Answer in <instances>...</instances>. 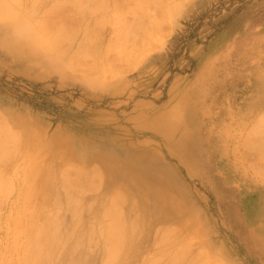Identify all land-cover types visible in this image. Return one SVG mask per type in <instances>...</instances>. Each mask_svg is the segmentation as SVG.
<instances>
[{"label": "rangeland", "instance_id": "1", "mask_svg": "<svg viewBox=\"0 0 264 264\" xmlns=\"http://www.w3.org/2000/svg\"><path fill=\"white\" fill-rule=\"evenodd\" d=\"M40 1L42 0L35 1L32 12L28 14L29 18H26L27 14H22L20 20L0 19V116L6 119L13 130L16 129L15 132L20 130L16 134L18 136L22 134L19 137L21 146L25 142L29 143L26 139L27 131L36 134L35 141L37 136L39 137L38 146L32 139L38 151L30 145L33 151L28 153L29 158L33 156L31 160L36 159L34 157L38 155L36 161H31L32 166H30V160H27L29 158L25 159L29 164L24 160L28 157L27 153H22L23 158H21L20 151L15 163L17 164L20 158L22 162L19 161L21 163L17 164L18 167L12 162L17 168L11 165V168L6 169L7 176L10 174L9 178L12 182L14 180L16 186H13L8 179L12 185L9 187L10 184L6 180L8 187L13 188V191L9 189L12 193L9 194L10 197L6 196L8 199L5 200L4 205L0 202L3 207L6 206L3 208L0 205L2 229L0 230V252H2L0 258L4 260L6 249L10 248V235L7 232L11 230H9L10 225L3 221L9 216V203L13 205L15 200L18 201L16 193L19 188L21 190L27 177H24L27 170L26 166V170L23 167L25 162L28 170L30 168L26 174H29L34 164L39 166L42 164L39 168L42 169L40 173L33 176L34 190L38 187L37 192L35 191L37 200L41 198V195L40 197L37 195L38 190L40 192L43 187L41 180L42 175L45 174L42 173H47L52 166L65 170V174L70 173L66 176L67 178L70 176L69 181L72 184L80 179L77 183H81L80 187L83 190H92V197L95 199L101 200L107 193L116 191L126 196L128 218L139 222V232L136 231L137 235L134 233L130 237V234L128 235L124 245L126 247L123 246L124 249L121 252L125 254V257L121 259L122 262L119 261V257H122L120 254L117 262L115 261L117 264H140L146 252L145 248L154 239V237L152 239L154 232L157 231V234L166 230L180 241L193 242L188 248L189 251L192 250L190 255L197 253L196 256H201L203 264L207 259H209L207 264H213V262L214 264H264V157L262 156L264 144L260 143L264 137L261 134V138L259 133L256 137L247 133L248 126L258 120L256 117L258 118L260 113L262 115L264 113V0H157L165 2L163 6L159 4L162 7L155 0L153 4L156 6L152 3H148L149 5L144 3L148 6L143 5L146 10L151 7L150 11H144L145 16L138 10L139 15H143V17H137L138 20L137 15H132L136 9L133 6L136 4L131 3L133 1L137 3L135 0L132 2L131 0H107L110 4L112 2L116 4L115 12L112 11L113 16L110 10H114L113 3L112 6L109 4L110 9L107 6L110 13L107 12V8L104 10L107 12H105L106 15L113 17V21H116L117 16L122 15L124 18H121L126 25L129 18L131 22L140 20L139 25L137 22V24L130 23L134 27L130 28L131 32L128 30L130 25L125 26L128 27L126 30L124 27L121 28L125 25L123 21L121 22L123 25L119 23V20L114 23L109 15H102L103 11L99 12L97 8L95 9L97 13L99 12L98 14L93 10L88 11L94 8L92 4L97 5L95 2L97 0L90 2L93 8H90L88 2L91 0H81L79 5L71 4L67 2L68 0L66 2L61 0L62 2H59L63 5L62 7L59 2H55L56 0H51L52 4L50 0H43V3ZM21 2L25 6L31 4V2L26 3L29 0ZM37 2L42 4L39 3V9L46 7L43 6L45 2L49 5V2V6L54 11L50 9L52 13L49 15L50 11H46L49 7L47 6L42 10L47 12L46 15L43 13L42 17L41 9L40 13L33 9L37 7ZM86 2L89 5L85 4ZM68 3L73 6L70 7ZM82 4L84 10L79 8L77 13H72L76 12ZM85 5L87 9H90L86 11ZM138 5L137 3L136 6ZM74 6L76 7L73 8ZM131 6L134 8L133 13H131ZM117 7L123 8L124 14L122 9L118 12ZM65 8L70 9V12ZM156 9L159 10L157 11L161 18L158 17ZM33 10L36 12L34 13L37 15L36 18L32 15ZM80 10L85 11V15ZM153 11L157 14L154 15ZM149 12L151 14L147 15ZM94 13L95 16H93ZM31 15L35 21L47 18L44 19V23L49 28L53 25L51 29L56 28L55 25L60 19L61 23L58 22L57 26L60 27L59 24H61L60 28L64 27L65 32L69 31V37H64L60 42L52 45L46 44L43 40L40 42L41 38L35 33L34 28L33 33L29 30L34 21ZM58 16L59 19H57ZM154 16H157L158 20ZM78 17L80 20L83 19L82 22L78 20V23L74 19ZM144 17L147 19L145 20ZM142 19L144 20L141 21ZM49 20L50 22L56 20V24L54 25L53 22L49 26ZM62 21H65L66 26ZM109 21L113 23L111 28ZM167 21L169 24L165 26ZM72 22L75 26L78 23L81 30L75 26L71 27ZM144 24L148 29L144 28V31H142L143 28L139 30L140 27L136 29V25L138 27ZM112 26L120 33H123L122 30L124 33L128 30L134 36L130 33L124 35L114 31L120 36L115 35L112 38L114 35L112 32L115 30ZM88 27L91 29L90 33H88ZM152 28L154 34L151 33ZM8 30H14L12 36L20 46L7 44L9 40H5L4 36ZM165 31H167L166 35L163 34ZM144 33H150L152 36L149 34L147 36L152 39L147 40ZM154 35H156L155 41ZM29 36L34 37L33 42L28 41ZM119 37L124 38L125 42ZM143 37L146 38L143 39ZM136 38L137 41H135ZM91 39L95 40L94 45L90 43ZM87 40L89 43H86ZM129 44H131L130 47H127ZM153 44L157 48H153ZM82 45L88 48L83 49V47L82 50L85 52L82 51L83 53L79 54ZM103 45L107 49H103ZM56 46L68 51L63 52L62 55L63 49L59 50L61 59L60 53L57 54L58 58L56 56L58 49ZM124 46L128 49L126 50ZM54 47L57 49L54 50ZM89 47L93 48L90 50ZM96 48L101 49L102 52L106 50L103 57L105 58L107 54L105 58L107 61L111 59V56L112 59L104 62L101 51H95ZM122 49L123 53H121ZM72 50L78 54L74 52L73 55ZM88 50L98 52L96 56L99 55L103 60L98 57L99 63L92 67L95 62L97 63L96 58L91 55L90 60L89 55L87 58L81 56ZM69 52L72 53L71 56ZM67 54L69 58L77 59L79 55L88 59V61L85 60L88 63L80 61L77 64L81 66L83 63L81 68L84 73L82 69L77 68L76 71V64L71 63L75 60L72 61L73 58L70 64H75L73 65L75 67L74 71L71 70L73 66L67 63L70 61H67ZM115 55H118L117 59ZM125 57H128L130 62H127L129 59ZM93 59H95L94 63ZM62 61L65 64H62ZM90 61L91 64H89ZM84 64H88L86 66L91 70L98 65L94 69L96 70L94 77H92L93 71L88 69L91 71L88 73L86 68L84 69ZM102 67H104L103 71ZM123 68L126 69L125 72ZM106 72L117 74L107 76L108 80ZM23 137L24 140H22ZM249 141L254 147L260 148L261 156L260 153L257 155L259 152L255 150L257 147L254 149ZM20 145L17 144V146ZM6 148L12 149L10 146ZM39 157L43 158L40 160ZM260 157L263 161L258 159ZM14 169L17 170L14 172ZM89 169L93 172L91 173ZM10 171L13 172V176L16 174L17 176L13 177ZM93 173L97 174V178L92 177ZM81 175L85 177V180L81 178ZM22 177L24 180L21 179ZM86 179L88 184L91 183L90 186L85 184ZM37 181L38 184L41 182L38 186ZM18 183L20 186L17 185ZM92 187H96L98 191L95 193ZM5 215H7L6 218ZM90 217V215H82V227L85 228L91 224ZM1 223L5 225L3 228ZM181 235L183 237L186 235L184 240L180 237ZM69 244L70 242L60 250L61 258H54L49 264L70 262L79 264L78 261L82 260L85 262L83 264L102 263L101 246L98 248L99 246L96 245V247L88 245V247L85 242H80L77 247L78 244H74L73 241L70 246ZM72 244L77 248L74 247L71 250ZM6 246L9 247L6 248ZM75 249L76 252H72ZM196 250L198 252H195ZM78 255L79 259H77ZM69 256L71 258H68ZM54 260L55 263H53Z\"/></svg>", "mask_w": 264, "mask_h": 264}, {"label": "bare ground", "instance_id": "2", "mask_svg": "<svg viewBox=\"0 0 264 264\" xmlns=\"http://www.w3.org/2000/svg\"><path fill=\"white\" fill-rule=\"evenodd\" d=\"M22 0H0V19H10V20H20L21 18H20V16L22 15V14H27V16H28V14H29V12H32V7H34V3L36 4V0H34V2L32 1H30L29 0V2H26L27 4L28 3H30L31 2V4H29V5H31V6H25L24 4H23V2H21ZM27 1V0H26ZM38 1V0H37ZM43 1V0H42ZM42 1H40V2H42ZM53 1V0H52ZM62 2V1H67V0H56L55 2ZM86 1V0H85ZM84 1V2H85ZM98 1V0H97ZM95 1L96 3H97V5H95V4H92L93 3V1L91 0V1H88L89 2V4H90V2H92L91 4L93 5V7H92V5L90 4V8L92 7L93 9H90V8H88V9H90V10H88L87 9V6H86V11L88 10V11H90L91 12V10H93V12H96V14H98L99 12H101V11H103L102 13H100V14H102V15H106L105 14V12H104V10H106V8H107V6L109 7V9H110V7L112 6L111 4L113 3H109L107 0L105 1ZM116 1V0H115ZM119 1V0H118ZM128 1V0H127ZM130 1V0H129ZM157 1V0H156ZM39 2V3H40ZM44 2V1H43ZM42 2V3H43ZM54 2V4L56 5V3ZM60 2H59V4H60ZM65 2H64V4H65ZM67 2H71V4L73 3V4H75V5H79L80 4V2H81V0H68ZM88 2H86L85 4H88ZM94 2V3H95ZM108 2V3H107ZM131 2H132V0H131ZM134 2V1H133ZM131 3V4H136L137 5V3L139 4L138 6H133V7H135L136 9H135V11L137 10H140V13L142 12V14H144V16L146 15L145 13H144V11L146 12L147 10H149V9H145V7L147 6H145L144 5V3H146V4H150V3H152L153 4V2H155V0H142L141 2L140 1H138V0H135V2H137V3ZM141 4H140V3ZM158 2V5L159 4H163V3H165V2H161V1H157ZM25 3V4H26ZM33 3V4H32ZM38 3V2H37ZM37 4L36 6V8H33V9H35V11H38V13H40L39 12V10L41 9H39L38 8V6L40 7V4ZM50 3L52 4L53 2H51V0H50ZM50 3L48 2V4L50 5ZM83 3V2H82ZM115 3V2H114ZM114 3H113V6H112V8H114V7H116L115 5H114ZM128 3V2H127ZM46 4V5H45ZM45 4L43 5V6H49V5H47V3L45 2ZM69 4V3H68ZM71 4H69L70 5V7H72L71 6ZM88 4V5H89ZM109 4L111 5V6H109ZM117 4H118V2H117ZM124 4V3H123ZM148 4V5H149ZM157 4V3H156ZM33 5V6H32ZM42 5V4H41ZM55 5H54V7H55ZM58 5V4H57ZM61 5V4H60ZM95 5V6H94ZM121 5V4H120ZM127 5V4H126ZM145 7H144V6ZM153 5H155V4H153ZM153 5H150V6H153ZM157 5V6H158ZM161 5H159V6H161ZM164 5V4H163ZM162 5V6H163ZM52 6V5H51ZM63 5H61V7H62ZM68 6V5H67ZM83 6V4L80 6V7H78V10H76V12H72V13H77V11H79V8H81V9H83L84 10V8L82 7ZM84 6V7H85ZM127 6H129V4L127 5ZM131 6V7H132ZM156 6V5H155ZM161 6V7H162ZM46 7H42L43 9H41V11L42 10H44V9H46ZM50 7V6H49ZM47 7L48 9L46 10L47 12H49L48 14L49 15H51V10L50 9H52V7ZM60 7V8H61ZM69 7V8H70ZM76 6H74L73 8H75ZM120 7V6H119ZM119 7H117V11L120 9ZM131 7H129V9L131 8ZM132 7V10H131V13H133L132 11H134V8ZM142 7H143V10H141L142 9ZM148 7V6H147ZM165 7H166V5H165ZM165 7H163V9L165 8ZM95 8H97V10H100L98 13H97V10L95 9ZM125 8V7H124ZM128 8V7H127ZM157 8V7H156ZM54 9H56V7L54 8ZM66 9V8H65ZM71 9V11H72V8H70ZM70 9H66L67 11H69L70 12ZM95 9V10H94ZM115 9L116 8H114V10H112V9H110L111 10V12L113 11V12H115ZM122 9V12H123V8H121ZM120 9V10H121ZM128 9V10H129ZM145 9V10H144ZM64 10V9H63ZM109 10V11H110ZM125 10H127V9H125ZM130 10H129V12H130ZM154 10V9H153ZM158 9H156V12L159 14V16L158 17H160V13L158 12L159 10H161L160 8H159V10L157 11ZM34 10H33V13H32V15L34 16L35 14L34 13H36ZM44 12V11H42V13L40 14L42 17H43V13H44V15H46V13L47 12ZM52 11H54L53 9H52ZM59 11V10H58ZM61 11V10H60ZM65 11V10H64ZM74 11V10H73ZM82 13H84L85 11H82V10H80ZM108 11V8H107V12H109ZM116 11V13H118V12H121V11H118L117 12ZM134 11V13L132 14V15H137L136 16V19H137V17H143V15H139V11H138V14H136L137 13V11L135 12ZM150 11V10H149ZM155 11V10H154ZM153 11V12H154ZM162 11H165V10H162ZM172 11V10H171ZM69 12H67V14H69ZM80 12V13H81ZM106 12V13H107ZM113 12L111 13V15L113 14ZM148 12V11H147ZM156 12H154V15H155V13ZM165 12H167V11H165ZM65 13V12H64ZM86 13V12H85ZM85 13H84V15H85ZM88 13V12H87ZM110 13V12H109ZM127 13H128V11H127ZM130 13V14H131ZM156 13V14H157ZM172 13V12H171ZM31 14V13H30ZM47 14V15H48ZM54 14V13H53ZM56 14V13H55ZM121 14V13H120ZM123 14H124V12H123ZM149 14H151L150 12L147 14V15H149ZM32 15H31V17H32ZM58 15H60V14H58ZM62 15V14H61ZM65 15V14H64ZM72 15V14H71ZM88 15V14H87ZM107 15H109V14H107ZM106 15V16H107ZM111 15H109V17H111V18H109V20L111 19L112 21H113V15L111 16ZM129 15V14H128ZM139 15V16H138ZM165 15H167V14H165ZM36 16L37 15H35V18H36ZM74 16V15H73ZM72 16V17H73ZM93 16H95V13L93 14ZM97 16H99V15H97ZM105 16V17H106ZM122 16H124V15H122ZM122 16H115L116 18H114V19H116V21H120L119 23H121L122 21H123V23H124V20H122V18H124V17H122ZM126 16V15H125ZM131 16V15H130ZM129 16V17H130ZM152 16H153V14H152ZM26 17V16H25ZM30 17V15L28 16V17H26V18H29ZM38 17H39V15H38ZM47 17V16H46ZM51 18H52V16H50ZM50 17H48V19L50 18ZM63 18H64V16H62ZM81 17H83V16H81ZM80 17V18H81ZM91 17V16H90ZM122 17V18H121ZM150 17V16H149ZM155 18H157V16H154ZM162 17V16H161ZM160 17V18H161ZM166 17V16H165ZM41 18V17H40ZM54 18V17H53ZM52 18V19H53ZM68 18V17H67ZM71 18V17H70ZM97 18V17H96ZM104 18V17H103ZM107 18V17H106ZM126 18V17H125ZM135 18V17H134ZM138 18V19H139ZM145 18V20L147 19L146 17H144ZM153 18V17H152ZM154 18V19H155ZM167 18V17H166ZM32 20H34V18L32 17L31 18ZM39 19V18H38ZM44 19H47V18H43L42 20L40 19V20H37L36 19V21L34 20L33 21V25H31V27L29 28V30H30V32L31 33H33L34 32V30H35V33L41 38V41L40 42H42V40L46 43V44H48V45H52V44H54V43H57V42H60L61 41V39L62 38H64V37H69V31L68 32H65L63 29H64V27H63V29L62 28H60L61 27V24H59L60 25V27H58L57 25H58V22H60V19H59V16H58V18L57 19H59V21H57V25H55L56 24V20L54 21L53 20V22H54V25L56 26V28H54V29H51V27H53V25L52 24H50V23H53L52 21L50 22V20H49V26L50 25H52L50 28L48 27V26H46L45 25V21H44ZM74 19H76V21L78 22V20H79V22L81 21L82 22V20L84 19V17H83V19L82 20H80L79 19V17L78 18H74ZM127 19V18H126ZM130 19V18H129ZM129 19H128V21H129ZM137 19V20H138ZM168 19V18H167ZM65 21H66V17H65V19H64ZM85 20V19H84ZM96 20V19H95ZM99 20V19H98ZM97 20V21H98ZM102 20H104V19H102ZM106 20V19H105ZM104 20V21H105ZM134 20V19H133ZM144 19H142L141 21H143ZM148 20H149V18H148ZM157 20H158V18H157ZM65 21H62L63 22V24H65L64 22ZM87 21V20H86ZM89 21V20H88ZM91 21V20H90ZM93 21H94V19H93ZM112 21L110 22L109 21V24H110V28H111V25L113 24L112 23ZM116 21H113L114 23L116 22ZM126 21V23H128L127 25L125 24V25H123L122 23V25L123 26H121V28L122 27H124L125 28V30L128 28V27H125V26H128V25H130V23H133L134 21ZM136 21V20H135ZM68 22V21H67ZM71 22V21H70ZM78 22V23H79ZM107 23H108V21H106ZM105 22V23H106ZM137 23H138V25H139V22H140V20H139V22L138 21H136ZM136 22H134L133 24H137ZM161 22V21H160ZM61 23V22H60ZM69 23V22H68ZM76 23V22H75ZM78 23H76V26L74 25V23L72 22V24L73 25H71V27L72 26H75V27H78V26H80ZM84 23V22H83ZM95 23H97L96 21H95ZM99 23H101V22H99ZM118 23V22H117ZM116 23V24H117ZM162 23H163V20H162ZM62 24V25H63ZM86 24V23H85ZM88 24V23H87ZM102 25H103V23H101ZM109 24H107V25H109ZM121 24H117V25H121ZM164 24H165V22H164ZM169 23H168V21H167V24H165V26H167ZM68 25V24H67ZM89 25V24H88ZM92 25V24H91ZM97 25V24H96ZM95 25V26H96ZM104 25H106V24H104ZM106 25V26H107ZM158 25H159V23H158ZM54 26V27H55ZM65 26H66V24H65ZM70 26V25H69ZM86 26V25H85ZM101 26V25H100ZM143 26H145V27H143ZM153 26H155V25H152V27ZM162 26H164V25H162ZM27 27V26H26ZM68 27V26H67ZM87 27V26H86ZM89 27H91V26H89ZM88 27V28H89ZM98 27H99V24H98ZM115 27H117L116 25H115ZM131 27H133V25L131 26L130 25V27L128 28V30L131 32V30H130V28ZM141 28V29H139V30H142V28H143V30L142 31H144V28H146V29H148L147 27H146V24H144V25H142V26H138L137 27V25H136V29L137 28ZM156 27V26H155ZM160 27V26H159ZM33 28H34V30H33ZM66 28V27H65ZM103 28H104V26H103ZM103 28H101V29H103ZM112 28H114V26H112ZM120 28V27H119ZM123 28V29H124ZM134 28V27H133ZM151 28V27H150ZM149 28V29H150ZM69 29H70V27H69ZM77 29H79V27L77 28ZM115 29V28H114ZM117 29V28H116ZM113 30V36H112V38H114L115 37V35H117V32L115 33L114 31H118V29L117 30ZM145 29V30H146ZM23 30H25V29H23ZM74 30V29H73ZM79 30H81V29H79ZM83 30H84V28H83ZM89 31H88V33H90L91 31V29L89 28L88 29ZM93 30V29H92ZM125 31V33H124V31L122 30H120L121 32H123V33H120L119 31H118V33H120V34H124V35H127L128 33H130L129 31ZM133 30V29H132ZM161 30V29H160ZM163 30V29H162ZM14 31V30H13ZM13 31H11V30H8V31H6V35L4 36V39L5 40H9V43H7V44H10L11 46H15V47H18V46H20L19 45V43L14 39V37L12 36V33H13ZM71 31H72V28H71ZM86 31V30H85ZM84 31V33H86ZM97 31H99L98 29H97ZM112 31V30H111ZM147 31V30H146ZM149 31V30H148ZM151 31V30H150ZM154 29L152 28V31H151V33L152 34H154ZM158 31V30H157ZM156 31V32H157ZM77 31H75V33H76ZM83 32V31H82ZM94 32V31H93ZM167 31H165V32H163V34L164 35H166L165 33H166ZM18 33H20V31H18ZM34 33V34H35ZM81 33V32H80ZM84 33H83V35H84ZM95 33V32H94ZM127 33V34H126ZM132 33H134V30H133V32ZM21 34V33H20ZM24 34V33H23ZM22 34V35H23ZM72 34V33H71ZM92 34V33H91ZM120 34H118L119 36H120ZM131 34V33H130ZM146 36L149 34L150 36H152L150 33H144ZM156 34V33H155ZM160 34V33H159ZM158 34V35H159ZM112 35V34H111ZM110 35V36H111ZM117 35V36H118ZM131 35H133V34H131ZM143 35V34H142ZM86 36V35H85ZM88 36V35H87ZM109 36V37H110ZM116 36V37H117ZM134 36V35H133ZM132 36V37H133ZM138 36H139V34H138ZM149 36V38L150 39H152V37H150ZM156 35H154L153 37V39H154V41H155V39H156V37H155ZM108 37V38H109ZM127 37V36H126ZM160 37H162V36H160ZM166 37V36H165ZM164 37V38H165ZM76 38V37H75ZM120 38V37H119ZM118 38V39H119ZM122 38V37H121ZM121 38H120V40H121ZM124 38H125V36H124ZM124 38H122L123 39V41H124ZM130 38V37H129ZM138 38V37H137ZM137 38H136V40L135 41H137ZM146 37H143V39H145ZM149 38H148V36H147V40H149ZM167 38V37H166ZM32 39H34V37H32V36H29V38H28V41H31V42H33L32 41ZM117 39V40H118ZM69 40V39H68ZM89 40V39H88ZM87 40V42L86 43H89V41ZM92 41H90V43L92 42V45H94V42H95V40H93V39H91ZM108 40V39H107ZM109 40L111 41V39L109 38ZM113 40H115V39H113ZM117 40H115V41H117ZM146 40V41H147ZM65 41V40H64ZM70 41V40H69ZM122 41V40H121ZM38 43L39 44V46L41 45V43ZM108 42V41H107ZM113 42V41H112ZM125 42V41H124ZM123 42V43H124ZM129 42V41H128ZM134 42V41H133ZM86 43H85V45H86ZM119 43V42H118ZM121 44H122V42H120ZM152 43H154V42H152ZM156 43V42H155ZM71 44V43H70ZM149 44V46L151 45L150 43H148ZM58 45H60V44H58ZM92 45H90V46H92ZM110 45V44H109ZM112 45V44H111ZM123 45H125V44H123ZM123 45H121V46H123ZM130 45L131 44H129V46L127 45V47H130ZM156 45V44H155ZM61 46V45H60ZM89 46V45H88ZM101 46V45H100ZM100 46H99V48H100ZM126 46V45H125ZM124 46V48L127 50L128 48H126ZM144 46V45H143ZM148 46V45H147ZM152 46V45H151ZM57 48H58V46H56ZM56 47H54V50H55V48ZM84 46L82 45V47H80L81 49H80V51H79V54H80V52H81V54L83 53V52H85V50H82V48H83ZM94 48H95V46H93ZM92 47V48H93ZM141 47V46H140ZM56 48V49H57ZM85 48H88L87 46L86 47H84L83 49H85ZM91 47H89V49L91 50L92 49ZM106 47H104V45H103V49H105ZM123 48V47H122ZM123 48V49H124ZM150 48V47H149ZM148 48V49H149ZM153 48H157L156 46H154V44H153ZM60 49H63L62 47H59L58 49H57V52H56V56H57V58H58V55L57 54H59L60 53ZM97 49V48H96ZM107 49V48H106ZM109 49H113V48H109ZM120 49V48H119ZM122 49V50H123ZM124 49V50H125ZM93 50H95V49H93ZM101 51V49H97V50H95V51ZM114 50H115V48H114ZM118 50V49H117ZM124 50L121 52V53H123L124 52ZM134 50V49H133ZM141 50V49H140ZM151 50H154V49H151ZM151 50H149V51H151ZM59 51V52H58ZM62 51V50H61ZM76 51H78V49L76 50ZM76 51H71V52H73V55H74V52H76ZM83 51V52H82ZM99 51V52H100ZM104 51H106V50H104ZM103 51V52H104ZM109 51V50H108ZM107 51V52H108ZM112 51V50H111ZM132 51V50H131ZM63 52H68L67 51V49H66V51H64V49H63V51H62V55H63ZM87 52H89V53H87ZM102 51L100 52V54L102 53V57H103V54H105V52L103 53ZM113 52V51H112ZM70 53V52H69ZM97 54H98V52H96ZM95 52H93V51H86V53H84V54H86V55H81V56H86V58H87V56H88V59H90V58H92V56H93V58H96V61H97V59H98V57H99V55L98 56H96L97 54H96ZM133 53H135V52H133ZM132 53V54H133ZM139 53V52H138ZM145 53H147V52H145ZM71 54L72 53H70V56H71ZM76 54H78L77 52H76ZM75 54V55H76ZM113 54V53H112ZM116 54V53H115ZM118 54V53H117ZM120 54V53H119ZM126 54H128V53H126ZM131 54V55H132ZM142 54V53H141ZM60 55H61V53H60ZM62 55L59 57L60 59H61V57H62ZM92 55V56H91ZM107 55V54H106ZM106 55H105V58H107L106 57ZM124 55V54H123ZM139 55V54H138ZM137 55V56H138ZM67 56L68 57H66L67 58V61L68 60H70V61H68L67 63H69L70 64V62H71V58H73V57H70L69 58V54H67ZM79 56V55H78ZM76 57L77 59H75V58H73L72 59V61L74 60V61H77V62H71V63H75V64H73V65H75V66H77V64H78V62H80V61H82L83 63H84V61L85 60H87L88 61V59H86V58H82L81 56H79V57H81V59L79 58V57ZM111 56V55H110ZM116 56H118V55H115V59H117L116 58ZM125 56V55H124ZM143 56V55H142ZM142 56H140V57H142ZM65 57V54H64V56H63V58ZM102 57H99V58H102ZM113 57H114V55H113ZM136 57V56H135ZM66 58H65V61H66ZM104 58V57H103ZM103 58H102V60H103ZM104 58V62H106L107 60ZM125 58H128V57H125ZM133 58H134V56H133ZM110 59V58H109ZM109 59H108V61H109ZM111 59H112V56H111ZM110 59V60H111ZM114 59V58H113ZM114 59V60H115ZM129 59V58H128ZM135 59V58H134ZM139 59V58H138ZM137 59V60H138ZM150 59V58H149ZM91 60V59H90ZM106 60V61H105ZM133 59H131V61H132ZM136 60V61H137ZM60 61V60H59ZM93 61V63H94V61H95V59H93L92 60ZM107 61V62H108ZM130 62V59L129 60H127V62ZM136 61H134V62H136ZM44 62V61H43ZM63 62V61H62ZM86 62V61H85ZM111 62H113V60L111 61ZM117 62V61H116ZM82 63V64H83ZM86 63H88V62H86ZM99 62L97 61V63L95 62L94 64H93V66L92 67H94V65H96V64H98ZM133 62H131V64H132ZM62 64H65L64 62L62 63ZM82 64H81V66H77V67H75V66H73L72 64H70L71 66H73L72 68L70 67V66H68V67H70L71 68V70H73L74 69V67H75V69H76V71H77V68L78 69H82L81 67H82ZM89 64H91V61H90V63ZM104 64H106V63H104ZM113 64V63H112ZM127 64V63H126ZM129 64V63H128ZM67 65V64H66ZM85 65V64H84ZM83 65V66H84ZM87 66H88V64H86ZM84 66V69L86 68V71H88V69L89 70H91V68H87V66ZM114 65V64H113ZM135 65V64H134ZM107 67H108V65H106ZM112 66V65H111ZM121 66V65H120ZM127 66V65H126ZM126 66H124V67H126ZM80 67V68H79ZM96 67V66H95ZM97 67H98V65H97ZM96 67V68H97ZM99 67L101 68V66L99 65ZM115 67H116V65H115ZM114 67V68H115ZM118 67H119V65H118ZM123 67V66H122ZM129 67V66H128ZM69 68V69H70ZM96 68H94V69H96ZM99 68V70H101ZM104 67H102V71L104 70L103 69ZM113 68V69H114ZM91 70V71H93V75H92V77H94L95 75V71L96 70ZM106 69V68H105ZM116 69V68H115ZM114 69V70H115ZM99 70H98V72H99ZM112 70V69H111ZM121 70V69H120ZM122 70H124L123 72H125V68H123ZM121 70V71H122ZM128 70V69H127ZM130 70H133V68L131 69L130 68ZM74 71V70H73ZM82 71H83V69H82ZM91 71H88V73L89 72H91ZM105 71H107V69L105 70ZM118 71V70H117ZM112 72V71H111ZM109 73V72H106V73H108L107 75H106V79H108L109 80V78H107V76H109V77H111V75H116L117 73H115V74H112V73ZM118 72H120V71H118ZM130 72V71H129ZM128 72V73H129ZM81 73V72H80ZM83 73H84V71H83ZM87 73V72H86ZM87 73V74H88ZM105 73V72H104ZM121 73V72H120ZM127 73V72H126ZM97 74V73H96ZM104 76H105V74H104ZM113 77V76H112ZM261 114V113H260ZM258 115L259 117L257 118L256 117V119H258V120H256V122H254L253 124H251V125H249L248 126V130L247 131H249V132H247V133H250L251 135L253 134V136L254 137H256V135H257V133H259L260 135L262 134L263 135V137H264V113H263V115L261 114V115ZM1 115V114H0ZM168 115V114H167ZM177 115H179V114H177ZM1 117H3V116H0V202L4 205L5 204V200L6 199H8V198H6V196L7 197H10V195L9 194H11L12 192L11 191H13V188L11 189V188H9V187H11L12 185L13 186H16V185H14L15 184V182H14V180H13V182L10 180V174H9V176H7V174H6V172H7V170L6 169H8V168H11L10 166L11 165H13L12 164V162H14V164H16L15 163V160L18 158H16V156H17V154H18V156H19V152L21 151V154H20V156L21 155H23L22 153H27V155H28V157H25L24 158V160L25 159H27V158H29V154L28 153H30V152H32L33 150H32V147H34L33 149L34 150H36L35 148V145L36 146H38L37 144H38V136H37V140L35 141L34 140V135H36L35 133L33 134V133H30V132H26L27 134H28V136H27V140H29V143H27V142H25L22 146L20 145V142H19V137L22 135H17L16 133H18V131H20V130H17L16 132H15V130H13L12 128H11V126L7 123V121H6V119L3 117V118H1ZM175 117V116H174ZM176 117H178V116H176ZM170 118H172L171 116H170ZM179 118V117H178ZM181 118V117H180ZM3 119V120H2ZM175 119V118H174ZM176 120H177V118H176ZM10 121V120H9ZM179 121V120H178ZM20 123V122H19ZM13 124V123H12ZM17 126V125H16ZM19 126V125H18ZM28 127V126H27ZM172 127H174V126H172ZM20 128V127H19ZM21 129H23V128H21ZM32 130V129H31ZM36 130V129H35ZM246 132V131H245ZM21 133H22V130H21ZM255 134V135H254ZM258 134V135H259ZM16 135H17V137H16ZM25 135V134H24ZM262 135H261V138H262ZM248 136H249V134H248ZM253 137V138H254ZM261 138H259V139H261ZM18 139V140H17ZM25 139V140H26ZM34 140V142H35V145H34V143L32 142L33 140ZM35 139H36V136H35ZM22 140H24V137L22 138ZM246 140V139H245ZM264 141V139H262V142ZM257 142H259V141H257ZM262 142H260L261 144H264V142L262 143ZM19 143V145L20 146H17V144ZM32 143V144H31ZM246 143V142H245ZM245 143H244V146H245ZM249 143H251V144H249V145H251L252 147H254L253 146V143L252 142H250L249 141ZM9 144V145H8ZM41 144V143H40ZM8 145V146H7ZM11 145H14V146H11ZM30 145H32V147H30ZM34 145V146H33ZM248 145V144H247ZM10 146V148L12 147V149H10L9 150V148L7 149L6 147H9ZM18 148H17V147ZM25 148H24V147ZM14 147H16L15 149H14ZM257 147V149H255ZM252 149V148H251ZM250 149V150H251ZM254 149L256 150V151H259V149L260 148H258V146H255L254 147ZM253 149V150H254ZM39 150H40V148H39ZM45 150H47V149H45ZM263 149H261V151H262ZM36 151H38V149L36 150ZM45 152V151H44ZM254 152V151H253ZM263 152L264 151H262V154H263ZM34 153H36V152H34ZM40 153V152H39ZM50 153H51V151H50ZM260 153V151L257 153V155ZM256 154V153H255ZM53 155H54V153H53ZM53 155H51V156H53ZM251 155V154H250ZM26 156V155H25ZM30 156H32V155H30ZM56 156V155H55ZM260 156H261V153H260ZM263 157H264V154L262 155ZM33 157V156H32ZM32 157H30L29 159H27L28 161H29V163H30V166H32L33 165V163L31 164V161L33 160H31V158ZM46 157H47V152H46ZM255 157V156H254ZM257 157H259V156H257ZM257 157H255V158H257ZM20 158V157H19ZM21 158H23V156H21ZM19 159V161L21 160V162H22V159ZM34 158H38V155H36ZM40 158H43V157H39V159ZM261 158L262 157H260V158H258L259 160H261ZM36 159H34L35 161H36ZM257 159V160H258ZM18 160V159H17ZM16 160V161H17ZM34 160H33V162H34ZM41 160V159H40ZM49 160V159H48ZM259 160L257 161V162H259ZM18 161V163L17 164H19V163H21V162H19ZM28 161L26 162V160H25V162L26 163H28ZM38 162H39V160H37ZM45 161V160H44ZM255 161V160H254ZM261 161H263V160H261ZM24 162V164H23V167L25 168V166L27 167V170H28V166L26 165V163ZM41 162V161H40ZM43 162V161H42ZM28 163V164H29ZM36 163V162H35ZM253 163V162H252ZM255 163V162H254ZM17 164H16V166H17ZM66 164H68V163H66ZM22 165V164H21ZM35 166H33L32 168H31V171L29 172V174L27 175L26 174V172H28L29 170H30V168H29V170L27 171L26 170V168H25V175H24V177L25 176H27L26 177V179H25V182H24V184L22 185V187H21V190H20V188H19V191H18V193H16L17 191H15V193L17 194V197L16 198H18V201H16L15 199V203L13 204V205H11L10 203H9V205H10V207L8 208V212H10L9 213V216H8V218L5 220V219H3V220H5V221H3V222H8V224L10 225V228H9V230L11 231H8L7 230V232H9V235H10V237H9V242H10V248L9 249H6V248H8L7 246H6V248H3L4 250L6 249L7 251H5V254H6V257H5V259L4 260H2L1 258V263L0 264H49L50 263V261H52L54 258H57L58 259V257L59 258H61L60 257V250L61 249H63V247L65 246V245H67L69 242H70V244H71V242L73 241L74 242V244H80V242H85L86 244H87V246L88 245H96V246H99L98 248H100V246L102 247V250H103V259H101V262L103 263V264H115L117 261L116 260H118V257H119V255L121 254V252H123L122 251V249H124L123 248V246L125 245V242H126V239L128 238V235H129V237L132 235V234H134L136 231H138V229H139V222H137V221H134V220H131V219H129L128 218V214H127V210H126V196L124 197L123 195H122V192H120V191H116V192H110V193H107L106 194V196L103 198V199H101V200H98L97 198L95 199L94 197H92L93 195V192H92V190H83L81 187H80V184H78L79 182H80V179H77L76 181L78 182V180H79V182L77 183L76 181V185L74 184V182H73V184L72 183H70V176L67 178V176L70 174H65L66 172H65V170H62V169H59V168H57V167H55V166H52L51 167V169H49V171L47 172V173H42V174H45L44 176L42 175V180H41V182L43 181V184H41V182H40V184L41 185H43V187H41V188H39V189H41V191L39 192V190H38V195L37 196H39V195H41V198H39L38 200L36 199V192H37V188L34 190V179L35 178H33V176H36V174H38V173H40V171L42 170H40L39 168H40V166L42 165H37V164H34ZM16 166H14L13 165V167H16ZM80 166V165H79ZM79 166L77 167V168H79ZM12 167V168H13ZM18 167V166H17ZM16 167V168H17ZM23 167H22V170H24L23 169ZM67 167V166H66ZM252 167V166H251ZM264 167V166H263ZM43 168H44V165H43ZM20 171H22L20 168H18ZM47 169V168H46ZM81 169V168H80ZM84 169V168H83ZM83 169H81V170H83ZM12 170V169H11ZM17 170V169H16ZM15 169H14V172L16 171ZM18 170V171H19ZM45 170V169H44ZM9 171V170H8ZM47 171V170H46ZM89 171H90V169H89ZM88 171V172H89ZM261 171H262V169H261ZM11 172V171H10ZM23 172V171H22ZM68 172V171H67ZM76 172V171H75ZM78 173H81L80 171H77ZM84 172H85V170H84ZM91 173L93 172L92 170L90 171ZM259 172V171H258ZM263 172H264V170H263ZM12 174V176H13V172H11ZM96 173H98V172H96ZM100 173V172H99ZM20 175H21V172L19 173ZM23 174V173H22ZM82 174V173H81ZM94 174V176L92 175V177H96L97 178V174H95V173H93ZM67 175V176H66ZM79 174H77V176H78ZM83 175V174H82ZM81 175V176H82ZM96 175V176H95ZM99 175V174H98ZM15 176H17V174L16 175H14L13 177H15ZM22 176V175H21ZM80 176V177H81ZM99 177H100V175H99ZM7 178V179H6ZM12 178V177H11ZM19 178V177H18ZM77 178H79V176L77 177ZM81 178H84V180H85V177L84 176H82ZM10 181H9V180ZM14 179V178H13ZM21 179H23L24 180V178L22 177ZM89 179V178H88ZM99 179V178H98ZM6 180H7V183H9V182H11V183H13L12 185H11V183H9L10 185H9V187H8V184L6 183ZM19 180H20V178H19ZM87 180V179H86ZM9 181V182H8ZM15 181H16V179H15ZM23 182V181H22ZM72 182V181H71ZM87 183H85V184H87V185H89L90 186V184H88V180L86 181ZM17 183V182H16ZM84 183V182H83ZM82 183V184H83ZM7 184V185H6ZM40 184H38V181H37V186L38 185H40ZM17 185H19V183L17 184ZM7 186V187H6ZM20 186V185H19ZM82 186V185H81ZM8 188V189H7ZM83 188H85V186L83 187ZM91 188V187H90ZM92 188H94V187H92ZM11 191H10V190ZM18 189V188H17ZM16 190V189H15ZM36 191V192H35ZM93 191H95V193L98 191V189H96V187L93 189ZM9 195V196H8ZM15 195V194H14ZM89 195H91V196H89ZM125 195V194H124ZM12 196V195H11ZM3 198H5L4 200H3ZM13 198V197H12ZM128 199V198H127ZM4 201V202H2V201ZM13 200V201H14ZM35 200H37V201H35ZM12 201V202H13ZM10 202V201H9ZM127 203H128V200H127ZM1 205V204H0ZM127 206H129V205H127ZM1 207H3L2 205H1ZM1 207H0V213H1ZM4 207H6V206H4ZM3 207V208H4ZM98 209V211H96ZM128 209V208H127ZM191 213V212H190ZM90 215L91 217V224H89V226L88 227H82L81 226V223H82V215ZM6 216L7 215H5V218H6ZM66 217H68V219L66 218ZM1 219V218H0ZM67 219V220H66ZM86 219H87V217H86ZM2 224V223H1ZM4 224V223H3ZM2 224V228H3V226H5V225H3ZM7 224V223H6ZM7 227V226H6ZM171 227V226H170ZM169 227V228H170ZM5 228V227H4ZM173 228V227H172ZM187 228V227H186ZM7 229V228H6ZM5 229V230H6ZM0 230H2L1 229V226H0ZM4 230V229H3ZM163 230V229H162ZM180 230V229H179ZM155 231V230H154ZM153 231V232H154ZM169 231V230H168ZM139 232V231H138ZM156 232L157 231H155L154 233H155V235L154 236H152V239H153V237H154V239H153V241L151 242V244H148L147 245V248H145L146 249V252L143 254V256H142V259H141V263L140 264H203L202 263V261H201V256L199 257V255L198 256H196L197 255V253L195 254H191L190 255V252L192 251H189V245L191 244V243H193V242H187V241H180L177 237H175V236H173L172 234H170V233H168L167 232V230L166 231H160L159 233H157L156 234ZM136 235H137V233H135ZM6 235V234H5ZM186 236V235H185ZM184 236V237H185ZM133 237V236H132ZM180 237H183L182 235L180 236ZM184 237L182 238L183 240H184ZM6 238H7V235H6ZM151 239V240H152ZM181 239V238H180ZM187 239H188V237H187ZM186 239V240H187ZM189 240V239H188ZM194 240V238L192 239V241ZM197 240V239H196ZM128 241V240H127ZM131 241H130V239H129V243H130ZM6 243H7V241H6ZM188 243V244H187ZM70 244H69V246H70ZM79 244L77 245V247L79 246ZM4 245H5V243H4ZM9 245V244H8ZM127 245H128V243H127ZM193 245V244H192ZM95 246V247H96ZM4 247V246H3ZM75 246L72 244V246H71V250H72V248H74ZM77 247H75V248H77ZM89 247V246H88ZM124 247H126V246H124ZM195 248H197V247H195ZM2 249V250H3ZM79 249V248H78ZM126 249V248H125ZM191 249V248H190ZM102 250H100V252L102 251ZM69 251V250H68ZM126 250H124V252H125ZM144 251V250H143ZM200 251H201V248H200ZM64 252V251H63ZM65 252H67V251H65ZM72 252H76V249H75V251H72ZM72 252L70 253V255L72 254ZM195 252H198L197 250L195 251ZM1 254H2V252H0ZM78 253V252H77ZM3 254H4V252H3ZM5 254H4V256H5ZM61 254H63V253H61ZM127 254V253H126ZM201 254V253H200ZM204 254V253H203ZM68 255V254H67ZM122 255V257H119V261H121V259H124L123 257H125V254H121ZM120 255V256H121ZM124 255V256H123ZM1 257V256H0ZM204 257L206 258V256L204 255ZM63 258V257H62ZM68 258H71V256H69ZM101 258H102V253H101ZM56 259V260H57ZM77 259H79V255H78V257H77ZM81 259H83V258H81ZM100 259V258H99ZM207 259V258H206ZM58 261V260H57ZM70 260H68V262H69ZM73 261V260H72ZM78 261V260H77ZM76 261V262H77ZM116 261V262H115ZM123 261V260H122ZM121 261V262H122ZM140 261V260H139ZM207 261H209V259H207ZM207 261H206V263L205 264H207ZM211 261V260H210ZM213 261V260H212ZM61 262V261H60ZM79 262V264H80V262H82L81 264H83V263H85L84 262V260H82V261H78ZM53 263H55V260H54V262ZM101 263V264H102ZM68 264H75V262L74 263H72V262H70V263H68ZM77 264V263H76ZM117 264V263H116ZM119 264V263H118ZM209 264V263H208ZM213 264H214V262H213ZM218 264V263H217Z\"/></svg>", "mask_w": 264, "mask_h": 264}]
</instances>
